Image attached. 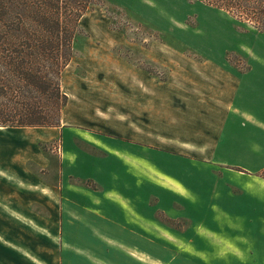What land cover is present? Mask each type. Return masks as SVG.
<instances>
[{
	"label": "rangeland",
	"instance_id": "374dc122",
	"mask_svg": "<svg viewBox=\"0 0 264 264\" xmlns=\"http://www.w3.org/2000/svg\"><path fill=\"white\" fill-rule=\"evenodd\" d=\"M88 1L79 4L85 8L75 23L70 60L61 73V90L67 96L66 103L70 97V107H75L81 103L77 100H89L92 94H100L104 90V119L108 116L123 117L127 121L133 116L132 107L121 116L118 95L123 89L133 91L131 83L136 82L131 73V80L124 79L128 71H133L136 66L137 71L147 75V79L151 78L152 86L157 89L156 135L152 134L149 140L148 127L137 128L143 136L139 148L134 146L135 152L138 149L141 152L138 159L140 176H135L140 188L138 199L142 205L141 221L136 226L141 239L104 241V259L114 260L116 255L117 259H122V264H264V198L255 199L259 206L263 205L262 215L258 212L254 214V211L234 215L222 210L219 203L226 191L240 194L247 183L243 179L244 175H249L248 171L264 178V137L260 135V129H254L256 134H253L251 142L238 136L231 153L222 150V154L224 152L233 157L230 159L228 156L226 161L206 158L207 155L212 157L211 139L207 144L181 146L183 155L191 158L193 153H199L196 155L203 159L193 157L180 166L181 161L170 154L174 151L167 146L178 147L179 142L164 136L165 112L164 106H160L170 93L180 94L179 88L197 87L193 80L198 78L204 79V87H210L216 68L220 66L221 72L235 74L241 79L244 75L257 74L249 81L250 84L240 88L244 96H236L234 102L238 106L247 105L253 116L259 118L260 106H264V26L257 30L251 21L238 19V10L232 9L228 14L199 0ZM263 2L255 0L250 6L258 11L263 8ZM71 15L69 10L63 11L60 19H70ZM103 51L109 52L108 58H102ZM95 107V115L101 116L100 105ZM68 112L74 115L70 109ZM209 115L192 114L197 116L198 123L211 121ZM147 116V112L141 113L142 119ZM239 118L241 126L236 122L235 127H229V124L234 125L232 119L221 118L224 124L221 135L247 132L254 128L249 121ZM128 123V127L104 129V134L111 137L131 136L132 122ZM8 130L0 129L4 133L0 134L4 138L0 139V146H4L9 138L5 135ZM36 145L44 153L56 151L58 140H38ZM108 145L109 148L104 144V156L112 154L111 144ZM132 147L130 145L125 151L128 156L133 151ZM91 152L95 154L97 151L92 149ZM109 157L112 159L111 155ZM126 162L133 163L127 159ZM174 167H182L183 174L176 176ZM128 177L125 178L126 183ZM170 177H176L186 191L175 187ZM87 183L96 188L93 181ZM253 195L260 196V193L254 191ZM200 214L203 217L199 220ZM220 222L232 228L224 236L229 242L242 247L245 255L238 252L234 257L228 250L216 247L210 235L199 231L200 226L213 228ZM242 232L250 233V237L258 233L260 240L244 241L234 235ZM215 234L220 235L222 231L216 230Z\"/></svg>",
	"mask_w": 264,
	"mask_h": 264
},
{
	"label": "crops",
	"instance_id": "0c3cea01",
	"mask_svg": "<svg viewBox=\"0 0 264 264\" xmlns=\"http://www.w3.org/2000/svg\"><path fill=\"white\" fill-rule=\"evenodd\" d=\"M101 56L108 58L109 52L103 51ZM221 70L220 66L216 68L210 87H204V79L198 78L193 80L197 87H181L180 94L170 93L169 98L160 104L164 106L165 112L164 136L179 142L178 147L167 146L174 151L170 154L181 161L180 166L193 157L203 159L196 155L199 153H193L191 158L183 155L181 146L186 144H207L211 139L212 157L207 155L206 158L226 161L231 156L224 152L222 154L221 151L231 153L238 136L251 142L253 134H256L254 129L259 128L260 135L264 137V106H260V116L257 118L247 105L238 106L234 102L236 96H244L240 88L250 84L249 81L257 74L244 75L241 79ZM136 71L137 67L134 66L133 71H128L124 78L131 80V73L136 82L131 83L133 91L123 89L118 95L121 106L118 112L121 116L132 107L133 116L127 121L123 117L108 116V119H104L102 90L100 94H92L89 100H77L81 103L74 105L75 107H70L72 99L69 97L58 126L0 127L9 129L5 134L9 138L4 146H0V264H122V259H117L116 255L114 260L104 259V241L141 239L136 226L141 221L142 205L138 199V180L135 178L140 176L138 159L141 152L139 149L135 152L134 146L138 147L142 142V132L137 128L148 127L151 140L152 134L156 135L158 121L155 118L157 89L152 86L150 77L147 79V75ZM208 90L211 93L208 94ZM98 104L102 114L99 117L95 115V106ZM68 108L74 115L68 112ZM146 112L147 118L142 119L141 113ZM194 112L198 115L210 113L211 121L198 123L197 116H192ZM222 116L234 122L229 127H235L236 122L240 125L238 120L241 117V120L249 121L254 128L222 136ZM129 121L132 122L131 136L111 137L104 134V129L107 128L128 127ZM33 128L38 131H25ZM56 139V151L44 153L36 145L38 140ZM104 144L106 147L111 144L112 159L108 154L104 156ZM130 145L133 146V151L128 156L125 151L129 150ZM88 149H95L97 152L94 154ZM126 159L133 163L126 162ZM175 169L176 176L184 172L182 167ZM248 173V176L244 175L243 181L247 183L240 194L227 193L225 190L223 200L219 201L222 210L234 215L248 214L251 211L262 215L264 204L259 206L255 199L264 198V178L249 171ZM254 177L256 178L253 179ZM170 178L175 187L179 186L186 191L176 177ZM90 180L96 184V188L87 183ZM254 191L260 193V196L253 195ZM202 217L203 214H200L199 220ZM212 227L203 225L199 231L210 235L216 247L228 250L234 257H237L238 252L242 256L246 254L242 247L225 238V233L232 230L230 226L220 222ZM216 230L222 231V234H215ZM234 235L244 241L260 240L258 233L252 237L247 232ZM216 241L219 243L216 244ZM243 243L246 244L247 241Z\"/></svg>",
	"mask_w": 264,
	"mask_h": 264
},
{
	"label": "trees",
	"instance_id": "16d2710c",
	"mask_svg": "<svg viewBox=\"0 0 264 264\" xmlns=\"http://www.w3.org/2000/svg\"><path fill=\"white\" fill-rule=\"evenodd\" d=\"M87 1L0 0V127L60 124L67 101L61 73L70 60L75 23L85 8L79 4ZM199 1L228 14L236 9L238 19L251 21L257 30L264 26V6L258 11L250 6L255 0ZM66 10L72 17L60 19Z\"/></svg>",
	"mask_w": 264,
	"mask_h": 264
}]
</instances>
